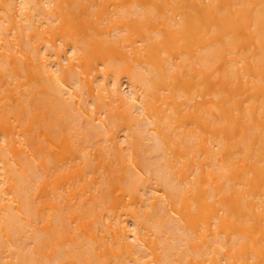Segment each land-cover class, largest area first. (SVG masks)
<instances>
[{
    "label": "bare ground",
    "instance_id": "bare-ground-1",
    "mask_svg": "<svg viewBox=\"0 0 264 264\" xmlns=\"http://www.w3.org/2000/svg\"><path fill=\"white\" fill-rule=\"evenodd\" d=\"M0 264H264V0H0Z\"/></svg>",
    "mask_w": 264,
    "mask_h": 264
}]
</instances>
